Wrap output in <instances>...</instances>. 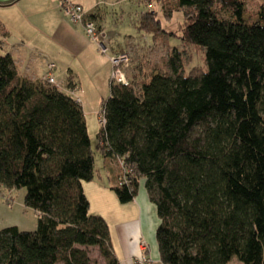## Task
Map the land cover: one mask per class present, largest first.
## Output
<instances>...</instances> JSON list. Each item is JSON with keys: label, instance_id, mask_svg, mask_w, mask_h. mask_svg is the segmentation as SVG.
Returning a JSON list of instances; mask_svg holds the SVG:
<instances>
[{"label": "trees", "instance_id": "16d2710c", "mask_svg": "<svg viewBox=\"0 0 264 264\" xmlns=\"http://www.w3.org/2000/svg\"><path fill=\"white\" fill-rule=\"evenodd\" d=\"M157 1L168 19L184 13L179 33L155 12L140 29L183 46L141 81L111 79L95 149L110 188L125 205L145 182L161 264H264V12L249 23L243 0ZM193 51L204 65L188 71ZM74 89L23 78L0 51V195L25 188L38 222L0 230V264H92L90 247L120 264L107 221L90 214L95 150Z\"/></svg>", "mask_w": 264, "mask_h": 264}, {"label": "crops", "instance_id": "0c3cea01", "mask_svg": "<svg viewBox=\"0 0 264 264\" xmlns=\"http://www.w3.org/2000/svg\"><path fill=\"white\" fill-rule=\"evenodd\" d=\"M80 1L77 0V4L84 7L88 16L96 15L97 23L107 34L102 25L100 8L92 4L86 9ZM58 3V0H0V21L8 30V36L0 38L2 53L12 55L23 78L32 81L42 79L46 76L49 63H54L57 71H68L72 75L96 68V64H92L97 51L96 44L86 37L81 26L69 21ZM92 9L95 12L89 14L87 10ZM69 77L74 78L69 75L66 77L61 85L65 89ZM77 89L70 91L72 95ZM76 98L84 106L82 98ZM107 179L109 187L99 177L83 183V186L90 202V213L103 217L109 225L119 263L135 264L144 255L142 244H145L152 262L161 264L156 240L159 218L156 206L148 196L145 182L140 183L134 201L124 205L111 190L109 175Z\"/></svg>", "mask_w": 264, "mask_h": 264}, {"label": "rangeland", "instance_id": "374dc122", "mask_svg": "<svg viewBox=\"0 0 264 264\" xmlns=\"http://www.w3.org/2000/svg\"><path fill=\"white\" fill-rule=\"evenodd\" d=\"M71 1L77 3V0ZM243 1L245 2L244 18L247 22L252 23L258 19L260 13L264 12V0ZM81 3H84L83 5L86 9L92 4L100 8V14L103 18L102 25L107 33L109 52L107 54L101 53L96 45V55L92 58V64H96V66L94 65L96 68L93 70L87 69L78 75H72L68 71H57L55 69L54 76L57 77L56 82L60 85L64 84L68 75L74 77H69V79L74 80L76 89L78 87L74 96L82 98L84 102L85 119L95 150L98 144V134L102 128L100 113L104 101L110 96V81L113 74L111 57L115 55L113 52L120 51L132 56L133 64L126 71V74L131 79L135 78L137 81L143 80V77L152 73L157 61L166 56L169 50L174 47L181 49L183 43L176 36H170L167 42L164 40L154 41L153 35L147 34L143 29H140L141 15L145 12H155L158 19L162 21L165 30L176 32L180 27L179 24L183 21L184 13L181 11L175 12L173 17L168 19L164 15L162 4L157 0L152 2V5L143 0H82ZM58 4L61 12L69 19L61 7L60 1ZM94 9L91 11L87 10V12L89 14L94 13ZM98 25L100 26V24ZM0 51L3 52L1 43ZM193 52L190 62L186 65L188 71L192 67L204 65L201 54L198 51ZM95 161L96 173L100 174L95 179H98V177L102 178L109 187L105 158L97 150H95ZM26 193L27 190L23 188L13 191L5 190L4 194L0 195V230L9 226H18L21 230L25 231L37 229V215L24 204ZM11 197V203L7 202ZM89 251L92 264H109V261L101 255L98 247H90ZM229 264L242 263L237 257H234Z\"/></svg>", "mask_w": 264, "mask_h": 264}, {"label": "built area", "instance_id": "2783aa9c", "mask_svg": "<svg viewBox=\"0 0 264 264\" xmlns=\"http://www.w3.org/2000/svg\"><path fill=\"white\" fill-rule=\"evenodd\" d=\"M62 9L68 15L69 20L74 25H79L83 28L86 37L94 44H96L101 53L107 54L109 48L107 46V36L98 23L94 20L88 18V15L84 7L77 4L71 0H59ZM111 63L113 65L112 79L118 83L127 85L126 71L129 69L131 64L130 56L126 53H117L111 57ZM48 73L46 74V79L49 83L56 85L59 89L62 88L56 82L54 76V70L56 65L54 63H49L47 66ZM147 246L142 244V250L146 251ZM137 264H154L148 256H142L136 260Z\"/></svg>", "mask_w": 264, "mask_h": 264}]
</instances>
